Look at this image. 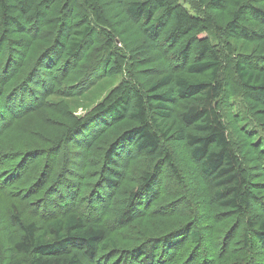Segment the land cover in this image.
I'll return each mask as SVG.
<instances>
[{"label": "trees", "instance_id": "obj_1", "mask_svg": "<svg viewBox=\"0 0 264 264\" xmlns=\"http://www.w3.org/2000/svg\"><path fill=\"white\" fill-rule=\"evenodd\" d=\"M82 1L97 21L103 23L104 18L95 0ZM231 1L235 3L236 9L225 24L231 35L248 37V27L242 22L246 11L252 12L258 22L255 32L264 35L263 9L251 2L245 4L239 0H212L217 5ZM56 3L63 5L65 18L73 22L74 0H0V26L7 32L26 36V24L30 31H34V25H37L35 34L30 33L25 38L24 50L12 51L8 48L3 56L2 61L5 62L2 74L0 73V108L6 103L9 107L1 110V127L9 115L5 112L12 111V103L21 104L19 108L26 112L40 104L46 93L52 90L50 88L63 79L61 69H53L54 74L50 69L55 59L65 54L68 57L65 58V67H68L82 55L87 42L90 43L92 28L89 23L84 28H80L78 23L67 28L65 23H62L58 36L46 49L43 46L39 56L32 59L30 69H26L27 51L34 45L38 34L39 38L44 35L40 30L44 24L42 9L48 10L49 4ZM120 4L128 19L141 21L143 25L139 41L143 48L139 51L136 49L133 54L139 55V60H143L145 52L157 50L156 41L162 34L161 31L170 23L164 33V40L169 43L170 50L171 47L175 48L172 50V59H175V62L172 65L167 62L166 65L161 64L162 66L151 69L148 73H152V80L146 87L130 77L128 81L124 80L87 115L73 119L74 123L55 139L47 150L33 148L7 156L0 154V162L4 159L3 165L9 163L14 168L12 171L11 168L0 171L6 173L2 180L16 181L27 172V165L33 155L24 157V154L27 155L30 151L44 153L47 160L53 157L51 154L56 157L62 151L60 149L64 141L76 142L82 138L89 141L90 147L109 127L105 128V123H127V127L113 137L104 155L102 153L100 162L92 166L93 171L88 174L90 183L87 184L91 187V194L82 195V198H86L83 199L85 207H91V212L96 211L99 219L104 210L110 209L109 200L106 199L110 194L105 199L101 194L116 189L119 185L120 170L125 169V165L121 164L119 149L124 143H129L134 154L144 153L151 163L150 167L138 176V181L123 191V197L118 202L121 205L120 211L116 212L113 219L116 225L130 222L140 202L148 201L158 193L164 168L169 170L180 185L183 184L171 150L161 144V140H176L185 147V153L197 164L199 172L212 181V195H208L214 204L211 203V211L205 215L210 221L211 217L221 221L225 216L234 217L230 226L227 224L219 228L221 224L217 226V223L212 221L209 224L218 232V237H212L215 246L221 245L224 250V246L231 245L230 254L242 252L240 256L230 258L222 264H264V215L252 211L253 201L258 200L256 196L262 194L252 190L254 174L249 173L248 166L240 158V152L227 133L221 113L218 101L223 96L224 85L219 72L223 61L216 45L203 35L213 26L200 16L191 14L179 0H128L125 3L120 1ZM156 9L162 10L158 16H155ZM69 58H72L73 62ZM261 59L260 55L240 56L233 63L232 72L243 91L264 98V68L254 66V63L260 62ZM22 67L25 68L23 76L13 83V77ZM121 68L120 63L115 64L113 71ZM11 69L12 72L9 73ZM87 71L85 83L89 75L97 71L96 65ZM7 82H11L12 88L4 93L3 87ZM63 166L62 164V168L56 170L58 174L46 167V164L39 168L41 171H30L32 185L29 192L38 194L41 198L43 195H49V192L52 194L57 186L59 188L69 183L67 177L74 174L75 168L68 174L63 172ZM256 168L260 169V166L257 165ZM77 176H83L81 170L77 172ZM72 190L73 194L77 192L76 187H72ZM51 202L52 204L45 201L43 206L40 202V207L45 209L44 212L48 215L43 228L39 227L36 219L21 218V211L15 206L11 214L8 213L11 222L19 228L17 236L8 234L11 253L19 258L15 264H83L77 253L63 255L73 246L81 248L89 258H93L98 250L105 251L101 257V260L107 257L104 259L105 264H215L214 257H222L217 250L213 254L214 257L209 259L204 255L201 244L206 241L203 234L205 229L190 225L191 221L131 247H119L116 241L108 236L106 227L86 224V216L69 213L70 203L68 205L66 202H53V198ZM102 218L105 221V216ZM205 226L208 229L209 226ZM236 232H239L237 238L234 237ZM190 244L193 248L184 257L183 253Z\"/></svg>", "mask_w": 264, "mask_h": 264}, {"label": "rangeland", "instance_id": "obj_2", "mask_svg": "<svg viewBox=\"0 0 264 264\" xmlns=\"http://www.w3.org/2000/svg\"><path fill=\"white\" fill-rule=\"evenodd\" d=\"M120 1L125 3L128 0H95L104 18L103 23L97 21L93 13L83 5L82 0H74L73 22L65 18L62 4H49L48 10L41 8L44 24L40 30L44 35L39 38L40 35L38 34L35 43L33 42L34 45L27 51L28 66L26 69H30L32 59H36L43 48L46 49L50 46L58 36L59 27L62 23H65L67 28H71L74 23H78L80 28H84L89 23L92 28V33L89 36L90 43L87 42L82 55L75 62L69 58L73 63L68 67H65L67 60L65 58H68L65 54H61L52 62L50 66L52 73L54 74V70L60 71L61 69L63 79L50 88L52 90L46 93L40 104L23 112L24 110L19 108L21 104L12 103V111L7 110L5 112L9 115L2 127L0 126V154L7 156L17 151L22 153L33 148L47 150L55 142V139H58L74 123L73 119L87 115L95 105L104 101L107 95L124 80L128 81L130 77V79L146 87L148 82L152 80L150 78L152 73H148L151 69L160 67L161 64L166 65L167 62L171 63L169 65L175 62V59H172L175 48L171 47L170 50L169 43L164 40V33L170 23L161 31L162 34L156 41L155 49L157 50L152 49L145 52L143 60H139L140 58L137 57L139 55L133 54L136 49L139 51L143 48L139 42L143 25L141 21H133L125 16ZM239 1L245 4L251 2L264 10V0ZM179 2L191 14L200 16L213 26L203 35L216 45L220 59L223 61L219 75L224 85V91L218 102L227 133L238 148L240 158L248 166L249 173L254 174L252 190L262 194L256 196L259 198L258 200L253 201L252 211L258 215H264V98L243 91L232 72V65L240 56L260 55L262 59L260 62L256 61L254 66L264 68V35L255 32L258 22L250 11H246L242 19L243 24L248 27L246 33L248 37L244 38L239 34L237 36L231 35L225 24L231 19L232 13L236 9L233 1L225 2L223 5H217L212 0H179ZM161 12V9H156L155 16ZM34 26L35 30L30 31L26 24V36H24L25 34L7 32L0 26L1 74L5 62L2 59L8 48L12 51L24 50L23 44L27 35L35 34L37 25ZM218 27H220L219 30ZM119 63L122 68L113 71L115 64ZM94 65H96L97 71L90 74L85 83L87 70L93 68ZM24 71L25 68L22 67L19 73L13 77L12 82L19 81ZM11 72L12 69L9 73ZM11 88V82H7L3 87L4 93ZM1 105L3 106V102ZM8 107L9 104L6 103L4 107L0 108V116L1 110L8 109ZM107 126L109 127L106 128ZM126 127L127 123L114 125L105 123L107 130L102 132L90 147H88L89 141L82 138L76 142L69 141L66 143L64 141L60 149L62 151L56 157L51 154L53 157L47 160L44 153L38 154L37 151H30L27 155L24 154V157L33 155L29 165H27V172L16 181L2 180L6 173L0 172L2 185L0 188V264H15L19 260L11 253V245L8 241V234L17 236L19 233V228L14 225V222H11V218L8 216V213L11 214L13 211V206L18 210L20 209L21 218L25 220L36 219L39 227L43 228L46 225L44 222L48 215L44 212L45 209L40 206H43L45 201L52 204L51 198H53V202H66L68 205L70 203L69 213L86 216L88 219L86 224L106 227L108 236L115 240L119 247H131L139 242L149 240L151 237L163 235L185 222L191 221L190 225H195L198 229H205L203 234L206 241L201 244L204 255L209 259L214 257L213 254L217 250L218 254L222 256L220 258L214 257L215 264H222L224 261L242 254V252L230 254L232 252L231 245L224 246L223 250L221 245L215 246V242H212V237H218V232L210 227V222L217 223V226L221 224L218 227L222 228L227 224L230 226L234 222V217L229 216L227 218L225 216L222 221L211 217L210 221L209 217L205 215L211 211V203L214 204L208 195L212 193V181L199 172L197 164L191 161L185 153V147L176 140H161V144L171 150L183 184L180 185L169 170L164 168L158 193L148 201L140 202L136 208V214L130 222L124 225H116L113 219L116 212L120 211L121 205L118 202L123 197V191L132 187L138 181V176L147 170L151 163L150 158L144 153L134 154L135 152L129 143H124L120 145L119 149L121 164L122 166L125 165V169L120 170L119 185L116 189L106 190L107 192L101 194L104 199L110 194L106 199L109 200L111 207L102 212L105 221L102 216L99 219V214L96 211L91 212L90 206V208L85 207V200L83 201L85 197L82 198V195L91 194L89 192L91 187L87 184L90 183V175L88 174L92 173V166L100 162L113 137ZM3 162L4 159L0 162V171H6L8 168H11V171L14 170L11 164L3 165ZM44 164L57 174L56 170L61 169L62 164L64 165L63 172L66 171L68 174L72 168L75 169L74 174L67 177L69 183L64 184L63 187L58 188L57 186L55 190L51 189L54 190L52 194L49 192V195H43L39 198L38 194L29 192V187L32 185L30 171L32 173L41 171L39 168L44 167ZM257 165L260 166V169L256 168ZM78 170H81L83 176H77ZM72 187L77 188L75 194H73ZM205 225L209 226L208 229ZM238 233L236 232L234 237L237 238ZM223 236H225V232ZM192 248L193 245L190 244L185 249L184 257L191 252ZM73 253H77L82 258L83 264H105L107 258L104 257L105 260H101L102 255L106 252L100 250L93 258H89L81 248L75 246L66 250L63 255L70 256ZM99 259L100 261H98Z\"/></svg>", "mask_w": 264, "mask_h": 264}, {"label": "bare ground", "instance_id": "obj_3", "mask_svg": "<svg viewBox=\"0 0 264 264\" xmlns=\"http://www.w3.org/2000/svg\"><path fill=\"white\" fill-rule=\"evenodd\" d=\"M20 175V174H19ZM189 231V230H188ZM185 233H187V232H185ZM184 235V234H183ZM189 236H190V233L188 234ZM186 237V236H185ZM186 240V239H185Z\"/></svg>", "mask_w": 264, "mask_h": 264}]
</instances>
